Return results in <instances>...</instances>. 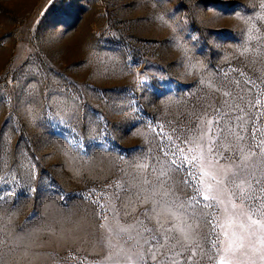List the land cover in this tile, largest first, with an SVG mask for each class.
Listing matches in <instances>:
<instances>
[{
    "label": "rangeland",
    "instance_id": "obj_1",
    "mask_svg": "<svg viewBox=\"0 0 264 264\" xmlns=\"http://www.w3.org/2000/svg\"><path fill=\"white\" fill-rule=\"evenodd\" d=\"M0 264H264V0H0Z\"/></svg>",
    "mask_w": 264,
    "mask_h": 264
},
{
    "label": "snow or ice",
    "instance_id": "obj_2",
    "mask_svg": "<svg viewBox=\"0 0 264 264\" xmlns=\"http://www.w3.org/2000/svg\"><path fill=\"white\" fill-rule=\"evenodd\" d=\"M78 97L77 98H74L72 100V105L71 107L65 103L64 104V112H65V115L68 117V121L67 122H71L72 120H78L79 119V115H78V112H79V106H78ZM61 123H65V121L61 120ZM85 130H87V125H85ZM71 131L72 132H75V127L71 128ZM208 197H205V199H207Z\"/></svg>",
    "mask_w": 264,
    "mask_h": 264
}]
</instances>
